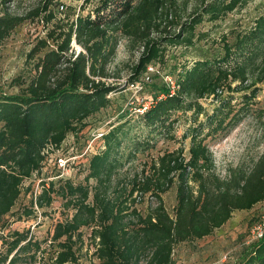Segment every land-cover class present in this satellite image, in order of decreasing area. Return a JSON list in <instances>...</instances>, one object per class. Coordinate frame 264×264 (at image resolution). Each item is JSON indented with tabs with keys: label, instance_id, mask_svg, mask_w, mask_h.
<instances>
[{
	"label": "trees",
	"instance_id": "trees-1",
	"mask_svg": "<svg viewBox=\"0 0 264 264\" xmlns=\"http://www.w3.org/2000/svg\"><path fill=\"white\" fill-rule=\"evenodd\" d=\"M176 1L82 0L73 18L60 19L49 8L57 2L42 0L23 17L0 14V41L25 18L50 24L45 38L27 55L33 73L27 80L11 79L18 92L0 93V264H82V228L88 229L86 239L96 264H170L176 244L209 235L232 211L264 200V152L246 173L220 179L213 173L206 143L246 115L264 113V107L254 105L259 91L255 84L264 79V13L246 27L219 35V53L183 64L173 92L165 84L154 85L143 111L110 123L98 138L100 144L73 163L84 172L83 182L58 176L52 152L109 104L108 93L162 62L168 47L191 44L197 24L214 21L244 2L201 0L198 10L181 21ZM119 36L127 48L138 51L124 85L102 81ZM72 39L80 47L74 56L67 54ZM234 91L241 93L234 96ZM205 97H211L210 111L199 101ZM178 114L189 118L179 138H188L187 155L182 147L166 150L125 173L123 167L156 140L176 138ZM31 175L39 177L40 189L25 214L33 204L41 207L55 196L72 209L53 225L48 238H33L28 229L3 233L4 218ZM173 180L176 202L170 215L161 194ZM145 195L154 204L142 213L136 204ZM239 264H264V231L248 245Z\"/></svg>",
	"mask_w": 264,
	"mask_h": 264
},
{
	"label": "rangeland",
	"instance_id": "rangeland-1",
	"mask_svg": "<svg viewBox=\"0 0 264 264\" xmlns=\"http://www.w3.org/2000/svg\"><path fill=\"white\" fill-rule=\"evenodd\" d=\"M53 1H56L57 4L52 3L49 8L60 19L73 18L79 12V5L82 2V0ZM200 1L177 0L176 6L180 20H186L188 16L196 12ZM243 1L239 8L220 18L197 24L193 30L191 44L184 45L181 43L168 47L162 62L149 65V68L147 67L148 69L146 68V71L141 74L149 75V81L144 83L136 92L127 89V86L124 88L121 86L118 91L108 93L109 104L87 118L85 120L86 126L76 137L68 134L61 147L52 152L51 159L53 156L61 154L68 156L82 153L85 147H87V152L90 151L100 144L99 137L96 138L98 131L106 130L110 123H115L117 119H121L123 116L135 115L138 111H143L145 108L142 110V107L139 106L143 101H146L144 103L147 106L149 105L147 100L151 99L152 86H162L167 83V79L173 81L183 64L188 66L194 59L219 53V35L228 33L232 29L246 27L254 17L264 13V0ZM40 2L42 0H0V14L6 12L9 16L23 17ZM60 3H62L61 8L59 7ZM85 11L86 9L82 13ZM47 12L48 9L45 13L47 14ZM49 27L50 24L45 19L25 18L10 31L8 36L0 41V93L18 92V87L12 84L11 79L18 76L27 80L29 75L33 73L30 69L31 63L27 62V55L38 39L45 38ZM227 37L230 38V35ZM48 42L49 46H53L50 40ZM69 45L67 54L74 56L80 47L73 39ZM137 55L138 51L127 48L125 38L119 36L112 57L105 66L106 76L102 81L124 85ZM255 85L259 87V91L255 96L256 103L254 105L264 107V79ZM240 93V91H234L233 95L237 96ZM210 99L211 97L199 99L207 111H210ZM189 114L187 112V116ZM131 117L135 118L134 116ZM201 117V115L198 116V118ZM188 122V117L185 119L179 115L173 129L176 138L173 140L157 138L158 140L151 149L138 154L132 163L123 167H126L124 172L131 174L139 169L142 161H148L151 157H155L166 150L182 147V154L186 156L188 138H179L186 129ZM206 141L212 159L214 175L220 179H227L232 174L246 173L257 157L264 152V113L256 111L246 115L229 131L212 137V139L208 137ZM77 159L69 160L70 167L66 169V176H70L74 183L83 182L84 176V172L81 169L78 170L77 165H73ZM47 164L49 171H51L50 174H54L50 166L51 161ZM88 184L92 185L93 180H89ZM39 189V177L35 175H31L22 183L17 201L4 218V223L7 225L3 233L12 229H28L33 238H48L53 225L57 221H62L66 215H70L72 209L63 207V199L57 196L53 197L49 204L41 207L33 204L30 214H25L24 208L29 206V201L35 198ZM175 189L176 180H173L171 186L161 194L163 206L170 215H173L176 202ZM148 204H154V201L145 195L143 201L136 204V208L143 213ZM263 222L264 200L255 203L247 210H234L226 222L215 228L211 234L200 239L176 244L172 250L170 264H239L248 245L255 239L254 228H264ZM82 229L84 231V243L80 250V260L82 264H96V259L91 255L92 247L86 239L88 229Z\"/></svg>",
	"mask_w": 264,
	"mask_h": 264
},
{
	"label": "built area",
	"instance_id": "built-area-1",
	"mask_svg": "<svg viewBox=\"0 0 264 264\" xmlns=\"http://www.w3.org/2000/svg\"><path fill=\"white\" fill-rule=\"evenodd\" d=\"M59 7L61 8L62 6L59 5ZM148 81H149V75H147V74L144 73L137 80L132 81V82H129L126 86H127V89L129 88L131 90H134V92H136L138 89H140L144 85V83H147ZM165 85L168 87V89H169L170 92H173L174 89L176 88V84L174 83V80L172 81L171 79H167V83ZM147 101H150V99L147 100ZM144 102H146V101H143L139 105V106L142 107V110L147 106ZM103 132H105V130L98 131L97 134H96V138H98ZM86 148L87 147H85V149H84V151L82 153H78V154H71V155H68V156H65V155H62L61 154V155L53 156L54 163H55V166H56V170L59 173L58 176L63 175V174H65L63 176H66V174H67L66 169H67V167H70L69 166V163H70L69 160L76 159L77 157L83 155L85 152H87L86 151ZM42 152L45 153L46 152V149H42ZM263 227H264V225H263ZM263 230H264V228H259V227L258 228H254V232H253L254 233V238L259 237L262 234Z\"/></svg>",
	"mask_w": 264,
	"mask_h": 264
}]
</instances>
